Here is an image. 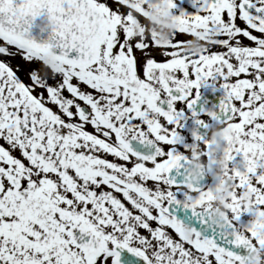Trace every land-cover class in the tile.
<instances>
[{"label":"flooded vegetation","instance_id":"1","mask_svg":"<svg viewBox=\"0 0 264 264\" xmlns=\"http://www.w3.org/2000/svg\"><path fill=\"white\" fill-rule=\"evenodd\" d=\"M93 2L89 65L0 37V264H264V0Z\"/></svg>","mask_w":264,"mask_h":264},{"label":"water","instance_id":"2","mask_svg":"<svg viewBox=\"0 0 264 264\" xmlns=\"http://www.w3.org/2000/svg\"><path fill=\"white\" fill-rule=\"evenodd\" d=\"M105 32L91 0H0V36L67 61L91 64ZM233 239L216 242L228 247Z\"/></svg>","mask_w":264,"mask_h":264},{"label":"rangeland","instance_id":"3","mask_svg":"<svg viewBox=\"0 0 264 264\" xmlns=\"http://www.w3.org/2000/svg\"><path fill=\"white\" fill-rule=\"evenodd\" d=\"M27 59V61H24V59ZM7 60H4L6 59ZM8 60H12L18 63V66L23 67L22 72H19L20 74L27 73V71H30V68L28 66V56H25L22 53H18L14 51L11 47L9 48L5 42L0 41V65H2V69L8 70V66L6 63H8ZM4 61V62H3ZM32 63H37V62H32ZM32 70V68H31ZM28 78V76L26 77ZM24 89V87H23ZM25 91V89H24Z\"/></svg>","mask_w":264,"mask_h":264}]
</instances>
